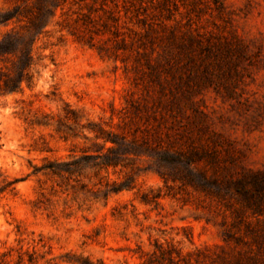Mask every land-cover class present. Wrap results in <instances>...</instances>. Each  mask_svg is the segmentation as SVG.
<instances>
[{
  "label": "rangeland",
  "instance_id": "1",
  "mask_svg": "<svg viewBox=\"0 0 264 264\" xmlns=\"http://www.w3.org/2000/svg\"><path fill=\"white\" fill-rule=\"evenodd\" d=\"M31 5L0 0V14ZM22 25L0 24V38ZM189 43L191 61L178 55ZM31 74L0 99L9 264L18 251L22 264H264V214L239 220L234 198L165 184L145 155L116 167L91 159L112 146L97 126L152 146L206 144L221 176L264 173V0H62ZM73 159L78 171L52 173ZM121 183L131 188L108 191Z\"/></svg>",
  "mask_w": 264,
  "mask_h": 264
},
{
  "label": "trees",
  "instance_id": "2",
  "mask_svg": "<svg viewBox=\"0 0 264 264\" xmlns=\"http://www.w3.org/2000/svg\"><path fill=\"white\" fill-rule=\"evenodd\" d=\"M61 2L62 0H32L30 7L16 6L0 14V24H6L11 20L23 22L19 30L9 31L0 38V99L21 93L24 86L30 85L34 45L47 25L49 17ZM191 45V43L179 45V49L184 52L178 55H183L191 61L192 57L186 52ZM93 131L96 133V139L112 144L106 148V154L91 157L93 161L101 159L103 166H124L123 161L127 156L145 155L158 162L160 165L158 173L165 184L169 181H179L182 185L219 201L234 198L240 201V207L233 209L237 219L245 209H249L255 215L264 214V173L242 171L235 176H221L216 172L219 151L210 150L206 144L195 145L190 141L186 149H176L172 145L163 147L159 143L152 146L146 139L139 141L135 136L127 140L126 136L105 132L97 126ZM201 162H205V165L198 167ZM79 166V159H73L56 165L52 173L73 174L78 171ZM130 183L112 184L108 191L117 193L131 188ZM224 234L226 242L233 238L230 232ZM17 253L15 264H22L25 252ZM8 257L9 253H0V264H9ZM33 259L29 254L28 262L32 263ZM82 264L93 263L85 259Z\"/></svg>",
  "mask_w": 264,
  "mask_h": 264
}]
</instances>
